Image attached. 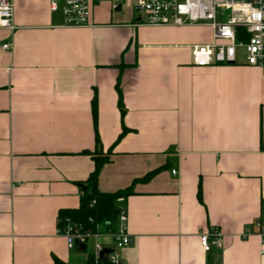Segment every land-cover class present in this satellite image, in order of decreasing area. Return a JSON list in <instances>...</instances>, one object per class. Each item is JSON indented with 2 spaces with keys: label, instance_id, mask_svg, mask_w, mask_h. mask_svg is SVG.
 Returning a JSON list of instances; mask_svg holds the SVG:
<instances>
[{
  "label": "crops",
  "instance_id": "crops-1",
  "mask_svg": "<svg viewBox=\"0 0 264 264\" xmlns=\"http://www.w3.org/2000/svg\"><path fill=\"white\" fill-rule=\"evenodd\" d=\"M12 1L15 29L0 28V264L86 262L59 213L80 207L95 169L84 152L96 150L112 151L101 193L157 171L117 202L133 240L122 264H264V72L193 66L188 47L211 28L144 25L135 0H94L81 28L50 0ZM214 231L222 248L206 253L200 235Z\"/></svg>",
  "mask_w": 264,
  "mask_h": 264
},
{
  "label": "built area",
  "instance_id": "built-area-1",
  "mask_svg": "<svg viewBox=\"0 0 264 264\" xmlns=\"http://www.w3.org/2000/svg\"><path fill=\"white\" fill-rule=\"evenodd\" d=\"M93 1L50 0V5L53 12L61 9L65 26L81 28L90 24ZM133 9L142 23L148 26L210 27V42L188 47L195 67L243 64L264 72V0H135ZM0 28L15 29L12 0H0ZM3 49H12V44H4ZM127 223V212L120 210L114 232L93 231L66 219L59 227V233L70 249L84 245L87 250L90 245L96 264H99L100 253L105 249L111 250L106 255L111 264H122L120 252L133 242ZM255 227L264 242V226L256 223ZM106 237L112 239V248L103 242ZM200 243L206 253H210L213 247L221 249V234L218 231L203 233Z\"/></svg>",
  "mask_w": 264,
  "mask_h": 264
},
{
  "label": "trees",
  "instance_id": "trees-1",
  "mask_svg": "<svg viewBox=\"0 0 264 264\" xmlns=\"http://www.w3.org/2000/svg\"><path fill=\"white\" fill-rule=\"evenodd\" d=\"M117 90L119 93V106L122 110V92L117 84ZM124 112V110H122ZM93 119L96 130V140L99 144V138L97 133V100L94 97L93 100ZM84 154L90 156L95 163V169L85 182L88 190L82 194L80 200V207L74 210H62L59 213V227L63 225V221L70 219L75 223L82 224L84 228L90 229L93 231H99L102 233H110L116 230L117 211V202L120 199L128 198L135 194L134 185L138 182H147L150 181L157 171L148 173L145 177L139 180H135L134 183L125 189L119 190L115 193H101L98 190V178L100 172L105 164L110 161L112 151H108L106 154L94 151V152H84ZM94 202V204H93ZM86 251V250H85ZM99 264H111L108 258L99 260ZM55 264H67L59 260H55ZM84 264H96L94 255L90 252L87 256V260Z\"/></svg>",
  "mask_w": 264,
  "mask_h": 264
},
{
  "label": "water",
  "instance_id": "water-1",
  "mask_svg": "<svg viewBox=\"0 0 264 264\" xmlns=\"http://www.w3.org/2000/svg\"><path fill=\"white\" fill-rule=\"evenodd\" d=\"M84 190H86L85 187H82ZM120 210L117 211V214L119 213ZM78 249L80 251H85V246L84 245H78ZM111 252L110 249H105L103 250L101 253H100V257H99V260H103L106 258V255L109 254Z\"/></svg>",
  "mask_w": 264,
  "mask_h": 264
},
{
  "label": "rangeland",
  "instance_id": "rangeland-1",
  "mask_svg": "<svg viewBox=\"0 0 264 264\" xmlns=\"http://www.w3.org/2000/svg\"><path fill=\"white\" fill-rule=\"evenodd\" d=\"M111 242H112V241H111ZM112 245H113V243H112ZM90 252H91V246L88 245L87 250H86V251H83V252H81V253H82V255H83L84 257H87L88 254H89Z\"/></svg>",
  "mask_w": 264,
  "mask_h": 264
}]
</instances>
